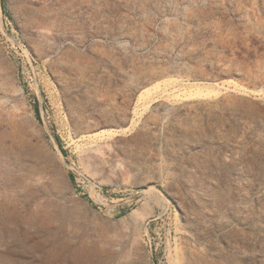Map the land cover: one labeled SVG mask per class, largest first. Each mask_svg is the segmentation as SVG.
Segmentation results:
<instances>
[{
	"label": "rangeland",
	"instance_id": "374dc122",
	"mask_svg": "<svg viewBox=\"0 0 264 264\" xmlns=\"http://www.w3.org/2000/svg\"><path fill=\"white\" fill-rule=\"evenodd\" d=\"M93 251L264 264V0H0V264Z\"/></svg>",
	"mask_w": 264,
	"mask_h": 264
},
{
	"label": "bare ground",
	"instance_id": "6f19581e",
	"mask_svg": "<svg viewBox=\"0 0 264 264\" xmlns=\"http://www.w3.org/2000/svg\"><path fill=\"white\" fill-rule=\"evenodd\" d=\"M11 167H12V164H8V166H7V171H10V169H11ZM9 175V174H8ZM8 177V176H7ZM18 178L19 177H10L9 176V179L8 178H6V179H8V181H7V185L8 186H13V185H15V183L16 182H18V183H20L21 182V186H25V183H24V181H22V178H23V175H22V177L18 180ZM5 184V183H4ZM52 189H53V191L55 192L56 191V189H57V185H56V183L54 182V184L52 185ZM67 203V202H66ZM66 206H67V204H66ZM70 214H73V212H69ZM30 216H28L27 217V221H29L30 223H32L33 224V222H31L30 221ZM13 221H18V220H16L15 218H13ZM36 223V222H35ZM17 224V223H16ZM51 228H52V226H50ZM49 229V228H48ZM32 236H31V234H28L27 235V239H29V238H31ZM46 239H47V241L48 242H54L55 241V237L51 234V233H49L48 234V236L46 237ZM38 247V246H37ZM106 250V249H105ZM110 252V251H109ZM108 251H107V255H106V253H104V251H101V252H90V253H86V258H85V256H84V258L85 259H82L80 256H78V258L76 257L75 258V264H91L90 262H92V263H94V264H97V263H99V264H111V254L109 253ZM113 253V252H112ZM51 254V253H50ZM61 252L60 253H58V251H56V254H53L52 256H53V258H52V262H53V260H54V257L56 256V258H60V259H63L62 257H61ZM83 257V256H82ZM90 261V262H89Z\"/></svg>",
	"mask_w": 264,
	"mask_h": 264
}]
</instances>
